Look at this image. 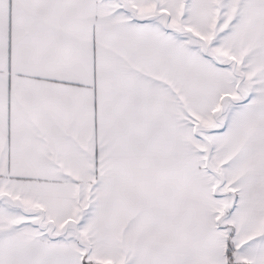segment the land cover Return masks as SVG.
I'll use <instances>...</instances> for the list:
<instances>
[{"label": "snow or ice", "instance_id": "6c2138e0", "mask_svg": "<svg viewBox=\"0 0 264 264\" xmlns=\"http://www.w3.org/2000/svg\"><path fill=\"white\" fill-rule=\"evenodd\" d=\"M0 264H264V0H0Z\"/></svg>", "mask_w": 264, "mask_h": 264}]
</instances>
